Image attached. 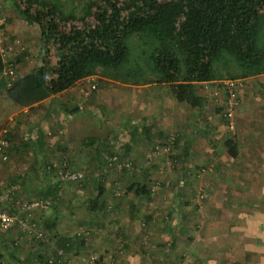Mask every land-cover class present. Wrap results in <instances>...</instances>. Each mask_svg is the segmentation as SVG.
<instances>
[{
	"label": "crops",
	"instance_id": "1",
	"mask_svg": "<svg viewBox=\"0 0 264 264\" xmlns=\"http://www.w3.org/2000/svg\"><path fill=\"white\" fill-rule=\"evenodd\" d=\"M24 31L30 35L28 29ZM24 44L19 42L13 51L20 60L18 76L42 69L52 77L57 58L42 31ZM87 78L25 107L15 104L1 88L0 118L7 117L12 126L13 142L9 160L0 158L4 208L13 212L15 194L30 197L36 186L60 187L55 178L42 175L44 165L59 150L75 154L74 165L88 172L85 184L96 192L98 180L92 173L99 170L104 154L119 151L125 158H139L147 154L150 144L171 132L176 135L172 151L177 154L170 157L179 158L180 164L164 163L162 153L153 164L139 162L142 179L160 174L163 180L155 196L131 192L132 199L118 198L111 183L104 188L107 204L113 203L116 211L112 219L103 220L107 232L103 242L94 244L105 258L98 264H138L141 251H150L152 259L162 264L177 263L183 253L191 255L193 264H264V213L258 214L264 194L250 190L252 182L264 189V73L243 78L244 97L235 111L234 133L223 118V79L196 83L200 103L193 107L179 102L172 82L120 83L118 100L109 94L115 82L111 79H101L105 85L99 88L108 95L97 91L87 96ZM229 140L234 142L231 148ZM207 162L215 164V176L204 178L207 196L197 199L200 184L194 180V170ZM130 183L129 188L139 185ZM222 186L229 188L227 194L221 192ZM87 190L78 194L83 203L91 195ZM53 209L45 214L48 222L56 219L58 211ZM89 213L80 210V220L89 219ZM142 218L148 224L146 231L139 226ZM24 238L21 231L0 233V264H29L27 260L38 251L34 243L25 246ZM74 264L88 262L80 257Z\"/></svg>",
	"mask_w": 264,
	"mask_h": 264
},
{
	"label": "trees",
	"instance_id": "2",
	"mask_svg": "<svg viewBox=\"0 0 264 264\" xmlns=\"http://www.w3.org/2000/svg\"><path fill=\"white\" fill-rule=\"evenodd\" d=\"M182 1L191 11L180 29L171 23V18L176 14L173 3L167 0H143L140 7L145 16L133 32H126L131 23L129 15L114 14L102 30H69L65 45L59 40L67 34L58 30L53 32L47 22L40 20L38 25L46 41L51 32L58 38L53 41L58 63L54 75L49 77L47 72L38 69L19 77L11 87L7 86L5 80L1 86L15 104L25 107L90 76L99 75L102 80L111 79L121 84L172 82V91L179 102L196 107L200 103L196 83L264 73V0ZM21 10L27 20L35 22L29 13ZM233 143V140H229L227 145L231 148ZM111 154L115 153L109 152L104 156ZM231 156L236 155L232 153ZM71 162L70 168L74 170ZM103 174L102 170L97 175L96 192L95 189L92 192L86 182H81V190L88 187L91 191V195L84 199V203L89 205L86 208L90 212L89 219L79 222L77 217L80 216L75 214L76 206L61 208V201L54 205L53 210L59 213L54 221H46L45 216L41 219L47 240L35 241L38 242L34 247L38 253L35 252L33 259H30L31 264H72L73 258L79 256L81 251L94 248L96 242H103L107 233L99 231L100 228L105 229L103 220L116 211L113 205L109 208L111 203L107 204L104 197V188L110 185V181ZM42 175L46 178L59 177L57 170H48L46 166ZM59 190L60 187H57L45 192L53 193L51 196L57 198L56 192ZM128 191L152 196L147 182L133 185ZM75 222L79 224L75 225ZM80 227L90 233H80ZM72 228H75L74 232ZM41 246L46 248L42 250ZM99 255L93 264L105 260L103 254Z\"/></svg>",
	"mask_w": 264,
	"mask_h": 264
},
{
	"label": "rangeland",
	"instance_id": "3",
	"mask_svg": "<svg viewBox=\"0 0 264 264\" xmlns=\"http://www.w3.org/2000/svg\"><path fill=\"white\" fill-rule=\"evenodd\" d=\"M171 3H173L176 8V14L171 18V23L173 25L176 26V28L180 29L182 22L185 20V18L188 16L189 12L191 11L190 7L188 8L187 6H185L184 4H182V0H167ZM143 3V0H0V47L3 46H10L13 48V50L15 49V45L17 46L18 44V38L21 40L20 42H22V44L25 46L24 44V40L26 42L29 41V39H33L34 35L38 34V31H41V28L38 25V21L43 20L45 22H47L51 27L52 30L54 32V30H58L59 32L63 33V34H67L69 33V30H84V29H98V30H102V27L105 24H108L110 19H112V17H114V14H126L130 16V25L128 26V29L126 32H133V30H135L137 24L144 18V13L143 10L141 9V5ZM25 10L27 13L30 14L31 18L33 21L31 20H27L23 14H22V10ZM28 21V22H27ZM12 22H14V25L12 24ZM28 24H27V23ZM14 28V29H13ZM25 29H28L30 33V35H26L25 33ZM130 30V31H129ZM51 32L49 37H47V41L50 45V48L53 50L55 53V48L53 46V41L57 38L54 33ZM69 35H63L61 36L59 43H61L62 45H65L66 43H68V38ZM24 39V40H23ZM58 39V38H57ZM68 45V44H67ZM49 48V47H48ZM26 51V49H25ZM17 57V55H16ZM19 58V57H18ZM19 59L18 61L16 60V62L19 63ZM231 78H226L223 80H228ZM87 83V89L85 90L84 93H87V96H90L92 94H95V92H99L102 93L103 95H108L107 92H103L100 88L101 85H105L101 78L99 77V75L97 76H91L90 78H87L86 80ZM95 86V87H93ZM244 87V82H243V86ZM121 84L117 83V82H113L112 83V87L109 88L110 91L109 94L116 96V98L119 100V97L122 89H121ZM4 91V90H3ZM223 91V95L225 97V92L224 89H222ZM1 95L2 92L0 91V99H1ZM244 97V95H243ZM115 98V100H117ZM121 98V97H120ZM115 100L113 101V103L115 102ZM112 101V99H111ZM225 101V98H224ZM112 103V102H111ZM222 108L224 109V102L222 104ZM118 110V109H117ZM120 111V110H118ZM118 111L116 113V116H114L115 120H117L119 118L118 115ZM105 112V111H103ZM7 117L4 118H0V123L2 126L7 128V132L5 133V138L8 141V146L6 147V150L8 152V154H10V149L13 148V142L11 141V139L9 138V133L10 130L12 129V126L10 125V123L6 120ZM225 120V119H224ZM226 122V120H225ZM8 125V126H7ZM227 125V122H226ZM228 128V125H227ZM103 130V128H102ZM119 129L114 128V131L117 132ZM229 132H236L237 130L235 129L234 131H231L228 128ZM104 132H105V127H104ZM122 133V132H121ZM120 133V134H121ZM172 136L171 132L165 136L162 137V139L158 140L155 143L150 144L149 146V151L147 152V154L143 155L142 157H127L125 158L124 155L117 151L114 152L115 154H111V155H107V156H102V158H100V162H101V168L99 167V170H97L96 172L92 173V176L97 177V175L103 170V175H105V178H107L108 181H110V183L113 185L114 187V191H115V196L118 198H123L126 197L129 199L134 198L131 194V192L133 191H128L129 187L128 184H131L130 182H134L137 181L140 184H143L145 182H147L148 187H153V186H158V189L156 192L152 193V196H155L160 187L163 184V180L160 176V174H155L150 176L149 180L146 179H142V175L141 174V166L139 165V162H146L149 164H153L154 162L159 161L157 159V157L159 156L161 158L160 153H162V158L164 160V163H169V165L173 164L176 165L180 164V159L179 158H175V156L173 157V160L171 159L172 156L170 157V155H175L177 154L176 152H173L172 150H174L172 147H174L175 143L170 144L171 148L169 150H166V146H168V142L170 143V137ZM17 140V138H16ZM57 156L52 157L45 165H44V169L45 166L46 168H48V165L55 159H59L63 154H69V156L71 157V166L73 167L74 170H79L84 172L83 170H80L76 165H74L75 159L77 160V157L75 156V154L72 151L67 150H59L57 152ZM117 155L118 159L117 161H114L115 163H110L108 161V158L110 156H114ZM17 159V158H15ZM9 160V159H8ZM256 160V158H255ZM167 161V162H166ZM130 163L129 167H125L123 164L125 163ZM173 162V163H172ZM172 166H170V168L172 169ZM205 166H210V170L207 171H203V167ZM195 173L193 175H195L194 180L199 185L198 189L196 190V196L198 199L199 194H203L204 198L207 196V192L202 184V182H204V178L207 177H214V173H215V164L213 162H207V163H202L200 164L198 167H196V169L194 170ZM85 174V172H84ZM87 175V176H86ZM88 172L86 171L85 174V179H83L82 181H69V180H61L60 177H56V176H51L50 178H55V180L58 182V185L60 186V190L59 192H56L57 194V198L51 196L52 194H48L45 192L46 187H42V188H38L36 186V188H34V190H32L31 192H33V194L29 197L28 196H24L23 193L20 194H15V197L13 199V205L14 202L16 203L17 200H29V199H33V198H37V197H45L47 198V195L52 197V205L48 208L45 209L44 211H38V213L36 214V224H37V229L38 230H43L44 226L42 224V220L45 217H47L45 214L46 212L50 211V209L54 208V205H58V202L61 201V203L59 204L60 207H65V206H72L74 205V208L76 206V215L78 216L79 211H83L86 210L87 211V207L89 206L87 203H83V199L82 197L78 198V194L79 192H81V188H82V183H85L87 181L88 176ZM261 175V174H258ZM172 182V181H171ZM57 185V186H58ZM49 190V189H48ZM118 190H122V194L118 195L117 191ZM222 193H228L229 192V188H227L226 186H222L221 189ZM251 192L252 194H256V193H263L264 194V189L260 188L259 186H257L254 182L251 183ZM86 191V190H85ZM88 191V190H87ZM117 194V195H116ZM132 197V198H130ZM264 201V199H263ZM201 202V201H200ZM110 205V203H109ZM111 205L114 206L113 203H111ZM200 206V205H199ZM202 206V205H201ZM16 206L14 205V208ZM74 208L72 210H74ZM79 208V209H78ZM71 209V208H70ZM201 209V207L199 208ZM259 209V213L258 214H262L264 213V205L261 204L258 206ZM79 210V211H78ZM14 211H18L16 208ZM67 214H70V212H64ZM43 216V217H42ZM42 217V218H41ZM78 220H80V217H77ZM112 219V216L109 218ZM144 218H142V220H140L139 226L142 227L140 229L145 230L148 228L146 225L143 226L144 222ZM81 222V220L79 221ZM146 222V221H145ZM147 223V222H146ZM78 222H75V225H78ZM148 225V224H147ZM137 225V227H139ZM75 228H72L71 231H73ZM81 229V227H80ZM79 229V230H80ZM70 230V229H69ZM19 232L21 231L18 227H16V229H12V231H9L10 233L12 232ZM101 233H104L106 231V229L104 228H100L99 230ZM74 232V231H73ZM47 238V237H46ZM45 238V240H47ZM23 242H27L24 245L25 246H29L30 247V242L29 239L26 240V237L24 239H22V243ZM29 242V243H28ZM21 243V242H20ZM34 243V247L37 245L38 242H32ZM19 245V244H18ZM13 246H16V244L14 243ZM33 247V248H34ZM148 253V254H147ZM184 254H181L179 257L180 260L177 261V263L175 262L174 264H179L181 262V260L184 257ZM99 252L96 251V248H88V249H84L83 251H81L79 256H75L72 260V264L76 263V261L79 260V258L81 257L82 260L87 261L88 264H93V261H95L96 258H98ZM173 258H175V256H172ZM139 258H140V263L138 264H144L145 260L147 258L151 259L154 263L157 264H162L157 261H154L152 259V255L150 251H141L139 253ZM193 259V258H192ZM28 262L31 264V260L29 259Z\"/></svg>",
	"mask_w": 264,
	"mask_h": 264
},
{
	"label": "built area",
	"instance_id": "4",
	"mask_svg": "<svg viewBox=\"0 0 264 264\" xmlns=\"http://www.w3.org/2000/svg\"><path fill=\"white\" fill-rule=\"evenodd\" d=\"M20 40H18V43ZM13 48L10 46H3L0 47V58L3 62V69L0 70V91L2 88L3 80L8 87H11L16 80L19 78L18 76V68L16 57L13 52ZM91 77V76H90ZM243 78H231L228 80L221 81V89H224L225 92V101H224V109H223V118L226 120L228 128L231 131L236 129V121H235V111L238 105L241 103L243 99ZM95 87V86H93ZM220 88V87H219ZM219 88L217 90V94H219ZM12 118H9V121H12ZM7 132V128L2 126L0 123V158L3 161H7L9 159V154L6 150L8 146V141L5 138V133ZM176 135L173 134L170 137V143L168 142V146H166V150L171 148L172 143H175ZM117 155L110 156L108 161L110 163H115L117 161ZM125 167H129L130 163L123 164ZM55 169L61 180H69V181H82L85 179V174L79 170H72L70 168V156L69 154H63L59 159L53 160L48 165V170ZM203 171L210 170V166H205ZM158 186H153L151 188L152 193L156 192ZM123 192L122 190H118L117 194L121 195ZM116 194V195H117ZM198 198L203 199L204 195L199 194ZM8 200V199H7ZM6 202V197H0V233L2 232H9L14 227H18L24 236L29 239V242L43 241L45 240L46 236L42 230L37 229L36 224V214L38 211H44L48 209L52 205V198L50 197H37L29 200H17L16 203L14 202L15 208L18 210L16 211H9L8 209L4 208V204ZM112 205L109 206L111 208ZM201 207V205L199 206ZM143 226H147V223L144 221L142 222ZM81 232H85L89 234L90 231L81 227L79 230ZM19 244V241L16 242V245ZM144 264H157L154 263L151 259L147 258ZM179 264H193V259L190 254L185 253L183 259Z\"/></svg>",
	"mask_w": 264,
	"mask_h": 264
}]
</instances>
